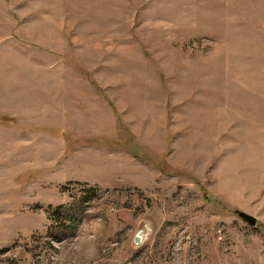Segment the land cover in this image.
<instances>
[{"label":"rangeland","instance_id":"obj_1","mask_svg":"<svg viewBox=\"0 0 264 264\" xmlns=\"http://www.w3.org/2000/svg\"><path fill=\"white\" fill-rule=\"evenodd\" d=\"M0 264H264V0H0Z\"/></svg>","mask_w":264,"mask_h":264},{"label":"water","instance_id":"obj_2","mask_svg":"<svg viewBox=\"0 0 264 264\" xmlns=\"http://www.w3.org/2000/svg\"><path fill=\"white\" fill-rule=\"evenodd\" d=\"M237 216L243 221L245 222L246 224L252 226L254 225L255 223V220L254 218L242 213V212H237Z\"/></svg>","mask_w":264,"mask_h":264},{"label":"trees","instance_id":"obj_3","mask_svg":"<svg viewBox=\"0 0 264 264\" xmlns=\"http://www.w3.org/2000/svg\"><path fill=\"white\" fill-rule=\"evenodd\" d=\"M91 193V192H90ZM93 193V191H92ZM62 208L61 207H56L53 210H50V214H49V220L50 221H55L57 220V218L60 216V210ZM56 222V221H55Z\"/></svg>","mask_w":264,"mask_h":264},{"label":"bare ground","instance_id":"obj_4","mask_svg":"<svg viewBox=\"0 0 264 264\" xmlns=\"http://www.w3.org/2000/svg\"><path fill=\"white\" fill-rule=\"evenodd\" d=\"M142 232V231H141ZM136 236H137V234H136ZM142 238V237H141ZM143 241V240H142Z\"/></svg>","mask_w":264,"mask_h":264}]
</instances>
